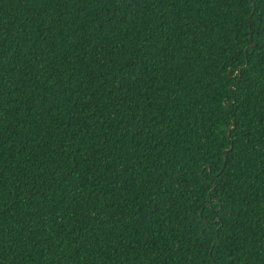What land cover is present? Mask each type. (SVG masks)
Listing matches in <instances>:
<instances>
[{
  "label": "trees",
  "instance_id": "trees-1",
  "mask_svg": "<svg viewBox=\"0 0 264 264\" xmlns=\"http://www.w3.org/2000/svg\"><path fill=\"white\" fill-rule=\"evenodd\" d=\"M0 264H264V0H0Z\"/></svg>",
  "mask_w": 264,
  "mask_h": 264
}]
</instances>
